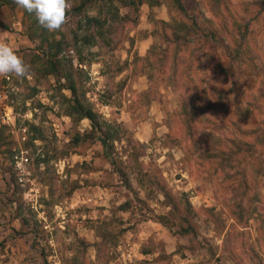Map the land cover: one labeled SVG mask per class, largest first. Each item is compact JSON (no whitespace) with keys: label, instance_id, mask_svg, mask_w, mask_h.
<instances>
[{"label":"rangeland","instance_id":"374dc122","mask_svg":"<svg viewBox=\"0 0 264 264\" xmlns=\"http://www.w3.org/2000/svg\"><path fill=\"white\" fill-rule=\"evenodd\" d=\"M70 3L54 33L0 4L31 69L0 77V264H264V0ZM66 70L114 127L110 156L69 143L100 129L66 114Z\"/></svg>","mask_w":264,"mask_h":264},{"label":"trees","instance_id":"16d2710c","mask_svg":"<svg viewBox=\"0 0 264 264\" xmlns=\"http://www.w3.org/2000/svg\"><path fill=\"white\" fill-rule=\"evenodd\" d=\"M86 1H89V0H86ZM145 1L150 5H156V4L160 3V0H145ZM14 2H15V0H0V4H2V3H8V4L10 3L11 4ZM76 8L79 9V5ZM88 20H90L91 22L96 21V23H97L99 19L91 17ZM36 21L37 20H34L33 22L36 23ZM192 23H193V26H196V19H193ZM197 27L201 28V27H199V25H197ZM234 28H236L237 34L240 37V39L236 38V36L234 37L233 41H234V45H236V46L233 48V50L231 49V51L229 52V57H230L229 61L230 60H240L241 61V60H243L242 59L243 55H248V51H249L250 47H249L248 41L246 43L247 46L243 47L241 45L240 41H238V40H244V39L246 40L245 36L249 30H248V27H243L241 25L239 27H234ZM200 31L203 32V35L205 37L210 36L213 40H216L217 34L219 33V31L212 29V28H208V27H204L203 29L201 28ZM101 33H102V31H100V34ZM173 34H174L176 40H179L181 38L180 33L176 29L173 30ZM47 40H48V38H44V40H42V44H43V42H45ZM48 41H50L49 42L50 49H51V44L56 47V51L53 54V56L54 55L56 56V53H58L60 51L61 42L57 41V42L52 43L53 40H48ZM48 51H49V49L45 50V48H44V54H48L47 53ZM50 56L52 58L51 51H50ZM58 62H60V60H58ZM227 69H228V67H227ZM48 71L56 72L54 62H51ZM72 75H73V73L69 72L68 70H66V72L63 73V76L66 77V80H69L68 85H66V87L70 90V92L72 94V97L69 98L68 101L66 102L68 104L67 105L68 108L65 111L66 114L71 116L75 122L80 121L83 118H87L90 120V123L92 125V129L94 128V130H96V128H98L100 130H98L99 133L96 131V132H93L92 134H90L88 132H85L83 134L76 132L70 138L69 143L72 144V146H76L80 142H82L84 139H87L88 137L91 136L93 138H97L101 142V144L104 147V152L106 154H108V156H110L109 149H110V147H112V143L110 140L114 139V136H116L117 133H116V131L112 130V128H114V127H112V125L105 123V122H104L105 123L104 125H101L102 123L100 122L99 115L96 111L93 110L90 102L86 101L85 98H82L81 96L78 95L79 91L82 92L83 90H82V87L79 85V83L73 79ZM102 126L106 127V129L103 131H101ZM31 127L36 129L37 132H39L38 127H36L34 125H31ZM245 146H249V145H245ZM238 151H239V149L237 148L236 153ZM231 154H234V152H231ZM112 164H115L113 162V160H112ZM118 172L120 175H122V177H124L125 174H124L123 170L118 168ZM188 229H191L190 224L187 225V227L186 226L183 227V231H185V232H187ZM258 260H259V263H262L261 257H258Z\"/></svg>","mask_w":264,"mask_h":264},{"label":"clouds","instance_id":"9594fccd","mask_svg":"<svg viewBox=\"0 0 264 264\" xmlns=\"http://www.w3.org/2000/svg\"><path fill=\"white\" fill-rule=\"evenodd\" d=\"M15 3L28 13L34 14L40 26L52 33L62 31L71 21L70 0H15ZM30 72V65L11 44L0 39V77L27 78Z\"/></svg>","mask_w":264,"mask_h":264},{"label":"built area","instance_id":"2783aa9c","mask_svg":"<svg viewBox=\"0 0 264 264\" xmlns=\"http://www.w3.org/2000/svg\"><path fill=\"white\" fill-rule=\"evenodd\" d=\"M5 98H6V94L3 93V92H0V101L1 102H4L5 101ZM23 160L24 161H27V157H24Z\"/></svg>","mask_w":264,"mask_h":264},{"label":"crops","instance_id":"0c3cea01","mask_svg":"<svg viewBox=\"0 0 264 264\" xmlns=\"http://www.w3.org/2000/svg\"><path fill=\"white\" fill-rule=\"evenodd\" d=\"M13 226H15V225H13ZM14 228H16V226L14 227ZM17 230H18V227L16 228ZM134 249H132V250H126V251H133ZM127 256L129 257V259L131 258V253H129V254H127ZM128 257H124V259L126 260Z\"/></svg>","mask_w":264,"mask_h":264}]
</instances>
